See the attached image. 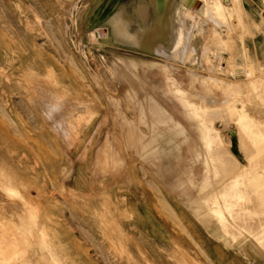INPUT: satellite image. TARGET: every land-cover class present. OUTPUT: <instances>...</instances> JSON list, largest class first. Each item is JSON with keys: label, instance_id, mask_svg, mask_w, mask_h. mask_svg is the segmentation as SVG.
<instances>
[{"label": "rangeland", "instance_id": "obj_1", "mask_svg": "<svg viewBox=\"0 0 264 264\" xmlns=\"http://www.w3.org/2000/svg\"><path fill=\"white\" fill-rule=\"evenodd\" d=\"M112 1L0 0V264H264V65L242 46V0H221L223 14L166 0L168 23H182L174 51L117 40L97 8L142 22L131 11L143 3L152 27L157 5ZM113 53L133 82L108 70ZM176 121L183 133L156 128ZM210 136L221 140L207 150ZM233 175L250 184L233 180L235 218L217 192Z\"/></svg>", "mask_w": 264, "mask_h": 264}, {"label": "bare ground", "instance_id": "obj_2", "mask_svg": "<svg viewBox=\"0 0 264 264\" xmlns=\"http://www.w3.org/2000/svg\"><path fill=\"white\" fill-rule=\"evenodd\" d=\"M155 1V4L157 5V17H156V21H155V23H154V25L152 26V27H149V24H148V20L146 19V17H148L149 16V13L148 12H146V10L144 9V7H145V5L142 3V4H140V3H137L136 5V7H135V9H131L132 11H131V14H133V15H137V16H140V17H142V18H144V21H142V22H139V21H136L135 20V18L133 19L130 15V17L128 16V14L125 12V10H124V7H123V5H119V4H117V7H113L111 4L110 5H108V6H105V8H103V9H101V8H97L94 12H93V17H96V16H98V15H100V17H102V18H106V20H105V23H106V26L108 27V30L111 32L110 34H112V35H114L115 36V38L118 40H120V41H124V39H126V40H128V41H133V42H140V43H142L143 45H145V46H150L151 45V39H155V40H157V41H159V42H161V44H163L164 46H165V48H163L162 46H160V44H159V46L160 47H162V49H166V50H171V49H173L172 47H174V40L175 39H177L176 37H178L179 38V36H180V34H181V28H180V26H182V23L180 24L179 22H178V20L176 19H174V22H172V20H171V23H173V26L172 25H170L169 23H168V21H169V16L166 14V16H165V14H164V3H165V1L166 0H154ZM171 1V0H170ZM183 2H182V9L183 10H185V11H188L189 12V10L190 9H192L193 10V8H194V6H198L199 5V3L202 1V0H182ZM236 1V0H235ZM240 1V0H239ZM118 3V0H113L112 1V3L114 4V3ZM138 2H139V0H138ZM142 2V1H141ZM203 2V1H202ZM209 2V3H208ZM205 4H207V6H209L210 5V7H212L213 9H215L218 13H220V14H223L224 13V11H225V5L222 3V1L221 0H205ZM119 5V6H118ZM141 5V6H140ZM148 6H149V3H148ZM172 9V8H171ZM174 9V8H173ZM206 9V8H205ZM208 12H210L209 10H207ZM214 11V10H213ZM171 12V11H170ZM172 13V12H171ZM171 13H170V15H171ZM176 13V12H175ZM132 15V16H133ZM173 16L175 15V14H172ZM187 15V14H186ZM185 15V16H186ZM209 15V14H208ZM215 15V14H214ZM182 16V15H181ZM180 16V17H181ZM184 16V15H183ZM99 17V18H100ZM179 19H181V18H179ZM212 19V18H211ZM218 19V18H217ZM182 21V20H181ZM219 21V20H218ZM230 21V20H229ZM201 22V21H200ZM213 22V21H212ZM195 23V22H194ZM180 24V25H179ZM227 26H229V25H227ZM230 27V26H229ZM229 27H227V28H229ZM182 29H183V27H182ZM185 29H183V31H184ZM187 33V32H186ZM184 34V33H183ZM219 34V33H218ZM113 36V37H114ZM184 35H182V37H183ZM187 36V35H186ZM185 36V38H187ZM190 36V35H189ZM108 37V36H107ZM181 37V39H178V41L179 40H182L183 38ZM215 37V36H214ZM114 38V39H115ZM175 38V39H174ZM215 39V38H214ZM110 40V39H109ZM185 39H183L182 41H184ZM218 40V39H217ZM216 40V41H217ZM182 41H180V42H182ZM180 42H178V44H181ZM220 42V41H219ZM184 43V42H183ZM182 43V44H183ZM216 43H218V42H216ZM135 44V43H134ZM181 44V45H182ZM209 44V43H208ZM137 45V44H136ZM176 45H177V43H176ZM155 46H158V45H155ZM159 46H158V48H159ZM179 46V45H178ZM154 47V46H153ZM177 46H175V48H176ZM191 48V47H190ZM206 48V47H205ZM208 48V47H207ZM225 48V47H224ZM177 50H178V48H176ZM221 49V48H220ZM173 51H174V49H173ZM196 51V50H195ZM220 51V50H219ZM206 52V51H205ZM113 55H114V57L109 61L110 63H109V65H108V70L110 71V72H112L113 73V75L115 74V76H117L118 77V80H120V79H122V77H124L123 79H125V80H127V81H129V82H133L134 80H132L133 79V76L131 75L130 76V78H129V73H128V70H127V68H128V65L129 64H127L126 63V60H124L123 58H119L118 56H117V53H113ZM106 61H107V59H106ZM130 61V60H129ZM144 63L146 62L145 60L143 61ZM130 63L132 64V65H136V61L134 60V59H131V61H130ZM137 64H139V63H137ZM106 65V64H105ZM221 65V64H220ZM107 66V65H106ZM146 66V65H145ZM213 66V65H212ZM136 67V66H135ZM224 67V66H223ZM213 68V67H212ZM165 69V68H164ZM238 69V68H237ZM236 69V70H237ZM239 69H241V68H239ZM225 70V69H224ZM247 70V69H246ZM108 71V72H109ZM131 71V70H130ZM237 71H239V70H237ZM164 72V71H163ZM223 73V72H222ZM165 74H167V73H165ZM194 74V73H193ZM112 75V76H113ZM133 75H134V73H133ZM111 76V75H110ZM135 76V75H134ZM166 76V75H165ZM137 77V76H136ZM135 77V78H136ZM167 77V76H166ZM196 77H197V75H196ZM113 78H115V77H113ZM165 78V77H164ZM117 79V78H116ZM172 79V78H171ZM168 80V83L169 82H172V80ZM194 79V78H193ZM1 80V79H0ZM115 80V79H114ZM136 80L138 81V82H142L143 80L140 78V77H137L136 78ZM175 79H173V81H174ZM261 81V80H260ZM17 82H16V80L13 82V84H10V82L9 83H6L8 86H12V85H15ZM38 83V82H37ZM164 83V82H163ZM165 84V83H164ZM171 84V83H170ZM173 84V83H172ZM158 85V84H157ZM167 85V84H166ZM171 86V85H170ZM234 86V85H233ZM235 87V86H234ZM0 89H1V87H0ZM40 89V88H39ZM206 89V88H205ZM170 90V89H169ZM43 91V90H42ZM195 91V90H194ZM227 91V90H226ZM44 92H45V90H44ZM44 92H43V94H44ZM60 92V91H59ZM171 92V91H170ZM234 92V91H233ZM39 93V92H38ZM62 93V92H61ZM178 93V92H177ZM200 93H201V91H200ZM45 96L44 97H46V94H44ZM173 95V94H172ZM202 95V94H201ZM208 95V94H207ZM50 96V95H49ZM53 96V95H52ZM51 97V96H50ZM183 97H185V96H183ZM182 97V98H183ZM47 98V97H46ZM55 98V97H54ZM53 99V98H52ZM42 100H44V99H42ZM55 100V99H54ZM57 100V99H56ZM55 100V101H56ZM194 100V99H193ZM222 100V99H221ZM54 101V102H55ZM199 101V100H198ZM45 102H46V99H45ZM50 102V101H49ZM58 102V101H57ZM230 102V101H229ZM52 103H53V101H52ZM185 103V105H187L188 107H189V111H190V113L192 114V116H194V118L195 119H197L198 121H196V122H198V124H197V126H198V128H201V126H206L207 127V125L203 122V119L200 117V115L198 116L197 115V113L199 114V112H198V110H197V107H195V105H194V103H190L189 101H185L184 102ZM204 103V102H203ZM48 104V103H47ZM51 104V103H50ZM49 104V105H50ZM61 104V103H60ZM59 104V105H60ZM71 104V103H70ZM213 104V103H212ZM57 106V107H63V106ZM158 107H156V106H154V107H152L151 108V112L152 113H155V115L156 114H160L161 115V118H159V119H165V120H173L172 119V117L168 114V112L166 111V108H164L160 103H157L156 104ZM211 105V104H210ZM222 105V104H221ZM225 105V104H224ZM211 106H213V105H211ZM44 107V106H43ZM53 107H55V105H53ZM76 107V106H75ZM200 107H202L201 105H200ZM205 107V106H204ZM40 108V107H39ZM56 108V107H55ZM54 108V109H55ZM77 108V107H76ZM43 109V108H42ZM54 109H52V112L54 111ZM61 109V108H60ZM64 109H65V107H64ZM45 110V109H44ZM47 110H48V108H47ZM50 110H51V108H50ZM56 110H57V108H56ZM213 110H215V109H213ZM201 111V110H200ZM205 111V110H204ZM226 111V110H225ZM44 112H46V111H44ZM48 112V111H47ZM56 112V111H55ZM212 112V111H211ZM216 112V111H215ZM48 113H50V112H48ZM56 113H58V111L56 112ZM60 113V112H59ZM144 113H146V112H144ZM217 113V112H216ZM51 114V113H50ZM238 114V113H237ZM60 115H61V113H60ZM208 115V114H207ZM217 115V114H216ZM52 116V115H51ZM55 116V115H54ZM57 116H59V115H57ZM57 116H56V118H57ZM219 116V115H218ZM53 117V116H52ZM60 117V116H59ZM209 117V116H208ZM214 117V116H213ZM221 117V116H220ZM212 118V117H211ZM217 118V117H216ZM215 118V119H216ZM238 118V117H237ZM59 119V118H58ZM57 119V120H58ZM61 122V121H60ZM130 122V121H129ZM154 123V121L152 122V124ZM160 124V123H159ZM163 124V123H162ZM236 124V123H235ZM241 124V123H240ZM245 124V123H244ZM167 125V124H166ZM170 125V124H169ZM163 126V125H162ZM161 126V127H162ZM64 127V126H63ZM161 127L159 128V127H156L157 129H159L160 131H158V132H168L169 133V129L171 128V129H181L182 127H181V124L180 123H178L177 121L176 122H174L171 126H169L167 129H166V127L167 126H165L164 128V130H162L161 129ZM155 129V128H154ZM210 128L208 127V130H209ZM181 131H182V129H181ZM203 131V130H202ZM171 132V131H170ZM182 133H183V131H182ZM243 133V132H242ZM264 133V132H263ZM208 134L209 135H211V129L209 130V132H208ZM155 135H156V133H155ZM202 135H203V132H202ZM240 134L238 133V136H239ZM244 135V134H243ZM246 135V134H245ZM249 135V134H248ZM167 136V135H166ZM212 136V135H211ZM210 136V138L206 141V139H205V141H204V139H203V141H204V143L206 142V145H207V147H208V149L207 150H212L213 149V145H214V142L216 141V139L217 138H212ZM242 136V135H241ZM153 137V136H152ZM240 137V136H239ZM64 138V137H63ZM166 138V137H165ZM204 138H205V136H204ZM242 138H243V136H242ZM256 138V137H255ZM132 139V138H131ZM252 139V138H251ZM258 139V138H257ZM69 140V139H68ZM154 140V139H153ZM218 141H220L219 139H217ZM254 140H252V142H253ZM259 141V140H258ZM152 142V141H151ZM150 142V143H151ZM217 142V141H216ZM215 142V143H216ZM246 143V142H245ZM257 143V141H255V145H257V146H259L258 145V143ZM149 144V143H148ZM176 144V143H175ZM219 145H220V143H218ZM247 144V143H246ZM206 145H205V147H206ZM216 145V144H215ZM249 145V144H248ZM217 146V145H216ZM257 146H256V148H257ZM263 147V146H262ZM242 148V147H241ZM245 148H246V146H245ZM255 148V149H256ZM259 148H261V147H259ZM215 150V149H214ZM250 151H251V149H249ZM248 150V151H249ZM257 150H258V148H257ZM257 150H255V152L257 151ZM206 151V150H205ZM207 152V151H206ZM230 152V151H229ZM249 153V152H248ZM222 154V153H221ZM249 154H251V153H249ZM208 155V154H207ZM218 156L220 155V154H217ZM263 155V154H262ZM261 155V156H262ZM234 156V155H233ZM106 158V157H105ZM261 158V157H260ZM219 159H220V156H219ZM238 160V159H237ZM214 161H215V159H214ZM101 162H103V160H101ZM216 162H217V160H216ZM225 162V161H224ZM256 162V161H255ZM258 162V161H257ZM218 164V163H217ZM216 164V165H217ZM227 164V163H226ZM257 164V163H256ZM260 165H261V163H260ZM264 165V164H263ZM233 168H235V165L234 166H232ZM216 168H217V170H218V166H216ZM260 169V168H259ZM225 170H227V169H225ZM231 170H233L232 168H231ZM242 170H244V169H242ZM220 171L221 170H219V173H220ZM207 172V171H206ZM215 172H216V169H215ZM230 172V171H229ZM233 172V171H232ZM222 174H223V172H221ZM231 173V172H230ZM234 173V172H233ZM217 174H218V172H217ZM222 174H220L221 176H223ZM238 174V173H237ZM236 174V175H237ZM241 174V173H240ZM244 173H242L241 175L242 176H244L243 175ZM260 174V173H259ZM226 175H227V172H226ZM236 175H233V177L232 178H229V177H227V178H229L228 180H226V181H217L218 182V185H217V188H218V190H217V192L220 190V194H221V198L222 199H224V203H225V206L226 207H229V204L230 205H232V208H233V206H239L238 205V203H237V201H238V199L239 198H242V195H241V192L242 191H240L238 188H237V184H235V182L233 181V180H235L236 179ZM253 176V175H252ZM224 177V176H223ZM238 177V176H237ZM251 177V176H250ZM221 178V177H220ZM226 178V177H225ZM225 178H224V180H225ZM240 178H242V177H239V178H237L236 180H238V182L237 183H239V185H240V187H241V185H242V183H246V182H244L245 180L244 179H242V180H244L241 184H240ZM218 179H219V177H218ZM235 180V181H236ZM253 180V179H252ZM255 180V179H254ZM253 180V181H254ZM260 180V179H259ZM254 183V182H253ZM1 184V183H0ZM3 184V183H2ZM244 184L242 185V187L244 186ZM249 184V183H248ZM248 184H246V185H248ZM245 185V186H246ZM250 185V184H249ZM244 186V188L243 189H245L246 187ZM239 187V188H240ZM247 187H249V186H247ZM250 187H252V186H250ZM253 187H254V185H253ZM255 187H256V185H255ZM206 188L208 189L207 190V193H206V195H204V197H203V200L205 201V200H208V199H210L214 194H215V189H209V182H206ZM216 188V189H217ZM190 189V188H189ZM241 189V188H240ZM242 189V190H243ZM247 189V188H246ZM256 189V188H255ZM254 189V190H255ZM258 189H260V188H258L257 187V190ZM191 190V189H190ZM248 190V189H247ZM250 190V189H249ZM251 190H253V189H251ZM263 190V189H262ZM189 191V190H188ZM217 192H216V194H217ZM243 192H245V191H243ZM247 193H248V191H246ZM185 193H187V191L185 192ZM264 193V192H263ZM200 194V193H199ZM219 195V194H218ZM246 195V194H245ZM245 198H247V197H245ZM249 198V197H248ZM251 198V197H250ZM250 198H249V201L250 202H252L251 200H250ZM263 199V198H262ZM212 200V198L210 199V200H208V201H211ZM214 201H213V204L215 203V205H219V199H213ZM200 201H202V199L200 200ZM247 201H248V199H247ZM245 202V201H244ZM254 202V201H253ZM203 202H201V204H202ZM212 203V202H211ZM240 203H242V202H240ZM246 203V202H245ZM196 204V203H195ZM197 204H198V202H197ZM247 204L249 205V208H251L250 206H251V204L250 203H248L247 202ZM194 205V204H193ZM198 206V205H197ZM196 206V207H197ZM202 206H204V205H202ZM210 206V205H209ZM224 206V207H225ZM261 206V205H260ZM220 207V206H219ZM223 207V206H222ZM225 207V208H226ZM22 208V207H21ZM209 208V207H208ZM207 208V209H208ZM211 208V207H210ZM214 208V207H213ZM218 208V207H217ZM224 208V209H225ZM231 208V210H230V207H229V209H227V210H230V211H227V214H230V216L231 215H237V213H235V211H233L234 209H232ZM236 208V207H235ZM247 207L245 206V209H246ZM254 208V207H253ZM252 208V209H253ZM197 209H198V207H197ZM219 210H221V207L220 208H218ZM251 209V210H252ZM210 209H208V211H209ZM223 210V209H222ZM242 210H243V214H244V209L242 208L241 209V216H242ZM248 210V209H247ZM211 211H212V209H211ZM214 211V210H213ZM197 212H199V211H197ZM210 212V211H209ZM247 213V212H246ZM251 214V213H250ZM252 214H254L253 212H252ZM257 214V213H256ZM219 215H220V221H221V223L220 224H222V227L223 228H226V226L225 225H227V228H229L230 227V223H228V221L226 220V218H225V214L223 213V212H219ZM214 216V215H213ZM217 216V215H216ZM235 216H234V218H235ZM232 217V216H231ZM233 218V219H234ZM261 220V219H260ZM243 221V220H242ZM217 222H218V220H217ZM251 222V221H250ZM239 223V222H238ZM262 223V222H261ZM230 224V225H229ZM225 227H224V226ZM33 226V225H32ZM221 226V225H220ZM233 227V226H232ZM244 229V228H243ZM227 230H229V229H227ZM224 231V230H223ZM227 232V231H226ZM239 232V231H238ZM251 232V231H250ZM249 232V233H250ZM32 233V232H31ZM232 233V232H231ZM253 233V232H252ZM258 234H259V232H257ZM257 233H253L254 235H257ZM262 233H264V232H262ZM233 234H235V233H233ZM241 234V233H240ZM260 234H261V231H260ZM259 234V238H260V235ZM263 235V234H262ZM262 237V236H261ZM264 237V236H263ZM262 237V238H263ZM237 238V237H236Z\"/></svg>", "mask_w": 264, "mask_h": 264}, {"label": "crops", "instance_id": "obj_3", "mask_svg": "<svg viewBox=\"0 0 264 264\" xmlns=\"http://www.w3.org/2000/svg\"><path fill=\"white\" fill-rule=\"evenodd\" d=\"M241 9L247 25L242 46L253 62L264 65V4L262 0H242Z\"/></svg>", "mask_w": 264, "mask_h": 264}]
</instances>
